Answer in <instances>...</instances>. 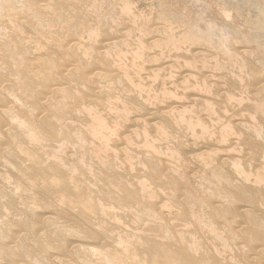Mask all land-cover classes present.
<instances>
[{
	"label": "bare ground",
	"instance_id": "6f19581e",
	"mask_svg": "<svg viewBox=\"0 0 264 264\" xmlns=\"http://www.w3.org/2000/svg\"><path fill=\"white\" fill-rule=\"evenodd\" d=\"M174 7L0 0V264H264V11Z\"/></svg>",
	"mask_w": 264,
	"mask_h": 264
},
{
	"label": "rangeland",
	"instance_id": "374dc122",
	"mask_svg": "<svg viewBox=\"0 0 264 264\" xmlns=\"http://www.w3.org/2000/svg\"><path fill=\"white\" fill-rule=\"evenodd\" d=\"M137 1H138V0H132V2H133V4H134V7H135L136 9H138V10H141V11L144 13V15L147 16V17H145L146 19H147V18H150V19H151V18L153 17V16H150L149 13H147V12H148V9L154 7L153 9H155V10H153V9H149V11H150V13H151V15H152L153 12H156V11H157V8H156V7L159 6V3L163 2V0H159V1H158V0H153V1L151 0L153 3H152L151 1H149V0H142V1L139 0L138 2H137ZM144 1H146V2L148 1L149 4H148V2L146 3V2H144ZM160 1H161V2H160ZM170 1H172V2H170ZM174 1H175V0H166V3H168V4H169V3H173V7L176 6V7L179 8V9H176V8L174 7L173 9H174L175 11H177L178 13H182L183 16H185V14H186L187 16H185V17H188V18L190 17V18H193V19H194V18L197 17V15L199 16L198 11L201 13L202 9H200V6L202 7V6L204 5L203 3H205V5H204L202 8H206V7H207V8L205 9V11L203 10L205 14H204L203 12H202V13L204 14L203 17H204L207 21H211L210 19L213 20V17H214L215 14L218 15V17L215 15V17H214V22L216 21V23H223V22L225 21L224 23H229L228 25H231L232 22H234V23H238V22H239V18H242V19H240V22H241L242 24L239 22L240 25H241V27H240V25H239V27H240L241 29H243L244 31H247V32H248V28L251 29V26H253L252 24H255V22H254L253 20H255L256 17H257V15H259V12L264 11V9H263V7H264V6H263V5H264V2L262 3V1H264V0H261V1H260V0H258V1H257V0H254V1L251 0V2H250V0H248V1L244 0V2H243V0H242V1L239 0V2H243L242 5L244 4V8L241 7V5H240L241 3H240V4H237L236 1H238V0H230V1L227 0V2L229 1L228 3L225 2V0H218V2H220V3H219L220 5L217 3V0H216V1H215V0H201V1H200V4H201V3H202V4H201V5H200V4L198 5L199 8H198V6H196V4H195V5H194V3L192 4L190 0H184V3H183V0H180V1L177 0L178 2L175 1L176 3H175ZM186 1H187L189 4H187ZM202 1H203V2H202ZM223 1H224V2H223ZM233 1H234V2H233ZM185 2H186V4H185ZM206 2H207V3H206ZM212 2H214V3H212ZM221 2H222L224 5H223V4L221 5ZM232 2H233V3H232ZM239 2H238V3H239ZM247 2H248V3H247ZM174 3H175L176 5H174ZM190 3H191V4H190ZM209 3H210V4H209ZM216 3H217V6L215 5ZM226 3H227L228 5H227ZM231 3H232V4H231ZM235 3H236V4H235ZM245 3H246V4H245ZM255 3L257 4L256 6H255ZM258 3H259V4H258ZM261 3H262L263 5H262ZM136 4L138 5V7H137ZM147 4H148V5H147ZM151 4H152L153 6H152ZM177 4H178V5H177ZM206 4H207L208 6H207ZM211 4H212L213 6H212ZM225 4H226V5H225ZM247 4H249V5H251V6H249V5H247ZM183 5H184V6H183ZM189 5H190V6L193 5V6H191V9H193V8L196 6L195 8H197L198 10H197V9H193V10L191 11V9L189 8ZM229 5L232 7V9H231V7H230ZM233 5H234V8H233ZM236 5H238V7H236ZM252 5H253L254 7H253ZM261 5H262V6H261ZM139 6L141 7V9L139 8ZM144 6H146L147 8H145ZM150 6H151V7H150ZM215 6H216V7H215ZM218 6H221V7L218 8ZM223 6H224V8H223ZM228 6H229V7H228ZM246 6H247V7L249 6V7H251V8L248 9V8H249V7H248V8L246 9ZM143 7H144V8H143ZM183 7L187 10L188 14L186 13V10H185V9H184V10H185V12H184ZM211 7H212V8H211ZM213 7H214V8H213ZM239 7H241L240 9H241L242 11L239 9ZM255 7H257L258 10H257V8H255ZM181 8H182V9H181ZM225 8H227V9L225 10ZM236 8H238V9H236ZM252 8H254L253 11L251 10ZM142 9H143V10H142ZM146 9H147V12H146ZM207 9H208V10H207ZM213 9H214L215 11H212ZM222 9H223V11H224L223 14L225 13L223 16H222V12H221ZM230 9H231V11H230ZM235 9H236V10H235ZM244 9H245V10H244ZM259 9H260L261 11H260ZM152 10H153V12H151ZM180 10H181V11H180ZM194 10L197 11L196 14H195V11H194ZM200 10H201V11H200ZM218 10H219V12H218ZM234 10H235V14H234ZM247 10H248V11H247ZM190 11H191V12H190ZM193 11H194V12H193ZM238 11H239V12H238ZM246 11H247V12H246ZM220 12H221V13H220ZM230 12H231V13H230ZM242 12H243V14H242ZM190 13H191V14L193 13V14H194V17H192L193 14H192V16H191ZM202 13H201V14H202ZM229 13H230V16H229ZM238 13H239V15H238ZM247 13H249V16H250V18H249V16H248V19H247V15H248ZM251 13H252V14H251ZM156 14H157V13H156ZM156 14H155V15L153 14L154 17L156 16ZM189 14H190V15H189ZM213 14H214V15H213ZM227 14H228V17H227ZM236 14H237L238 16H234V15H236ZM241 14H242V15H241ZM245 14H247V15H245ZM195 15H196V17H195ZM211 15H212V16H211ZM232 15L234 16V18H236L235 21H234V19H230V18H232ZM148 16H149V17H148ZM180 16H181V15H180ZM180 16H179V17H180ZM219 16H220V18H219ZM221 16H222V17H221ZM241 16H242V17H241ZM251 16H252V17L255 16V17L252 18ZM154 17H153V18H154ZM181 17H182V16H181ZM224 17H225V18H224ZM237 17H238V18H237ZM243 17H244V19H243ZM259 17H260V15H259ZM259 17H257V19H256L257 22L259 21V19H258ZM216 18H217V20H216ZM226 18H229V20H228V19L226 20ZM245 18H246V19H245ZM218 19H219V21H218ZM223 19H224V20H223ZM237 19H238V20H237ZM249 19H250V21H251V22L249 21V23H251V26H250V27H249L250 24L245 23V21H246V20H249ZM220 20H221V21H220ZM232 20H233V21H232ZM244 20H245V21H244ZM237 21H238V22H237ZM214 22H213V24H214ZM243 22H244V23H243ZM252 22H253V23H252ZM155 23H157V22H155ZM216 23H215V25H216ZM130 26H131V25H130ZM244 28H245V29H244ZM246 28H247V29H246ZM250 29H249V30H250ZM252 31H253V32H252ZM256 31H257V30H256ZM256 31H254V28H253V30H251L250 33L253 34V35L260 34L261 36H264V31H263L262 33H260V32H259V33H255ZM116 34H117V33H116ZM116 34H115V35H116ZM118 34H119V33H118ZM123 34H124V33H123ZM123 34H121V35H123ZM262 34H263V35H262ZM119 35H120V34H119ZM119 35H118V36H119ZM258 36H259V35H258ZM262 39H264V37H263V38L259 37L258 41H261ZM262 41H264V40H262ZM262 41H261V42H262ZM89 77H92V76H89Z\"/></svg>",
	"mask_w": 264,
	"mask_h": 264
}]
</instances>
